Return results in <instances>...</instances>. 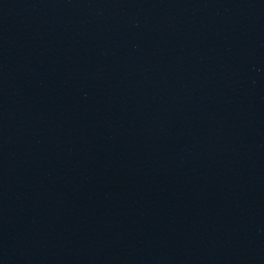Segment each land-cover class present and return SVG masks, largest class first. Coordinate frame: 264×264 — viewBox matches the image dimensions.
<instances>
[{"label":"water","instance_id":"95a60500","mask_svg":"<svg viewBox=\"0 0 264 264\" xmlns=\"http://www.w3.org/2000/svg\"><path fill=\"white\" fill-rule=\"evenodd\" d=\"M0 264H264V0H0Z\"/></svg>","mask_w":264,"mask_h":264}]
</instances>
